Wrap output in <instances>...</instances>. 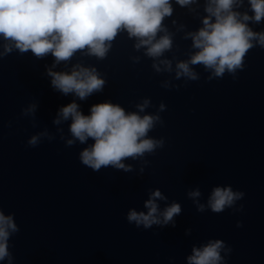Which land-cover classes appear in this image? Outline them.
Returning <instances> with one entry per match:
<instances>
[{"label":"water","instance_id":"1","mask_svg":"<svg viewBox=\"0 0 264 264\" xmlns=\"http://www.w3.org/2000/svg\"><path fill=\"white\" fill-rule=\"evenodd\" d=\"M190 7L173 3V15L165 20L175 33L173 50L165 54L173 68L193 51L184 33L202 26L203 0ZM248 7L245 2L239 10ZM250 26L264 30V22ZM4 43L0 39V46ZM133 43L121 33L106 59L78 53L53 69L68 71L77 62L97 68L106 80L104 90L84 101L51 87L50 55L36 59L13 51L0 59V208L19 228L8 241L12 264H187L194 246L215 239L231 248L224 264H264V48L251 49L235 77L225 73L208 80L210 73L195 66L200 79L184 81L155 73L151 59L143 49L134 51ZM131 56H140V63ZM143 98L151 101L146 113L166 106L158 113L163 125L148 134L163 138L164 146L145 155L147 165L125 160L131 172L85 167L79 153L88 145L66 146L70 121L53 123L73 100L87 115L91 105L106 101L135 111ZM32 105L35 113L25 115ZM43 132L52 139L42 136L37 146L27 144ZM217 186H231L244 197L213 213L207 202ZM154 189L167 197L158 201L161 209L181 205L174 224L144 229L128 223V211H146L144 201ZM193 190L201 193L196 200L206 211H197L188 196Z\"/></svg>","mask_w":264,"mask_h":264},{"label":"clouds","instance_id":"2","mask_svg":"<svg viewBox=\"0 0 264 264\" xmlns=\"http://www.w3.org/2000/svg\"><path fill=\"white\" fill-rule=\"evenodd\" d=\"M245 2L248 10L240 11ZM173 3L192 11L190 6L200 0H0V39L6 42L0 46L3 49L0 59L13 51L30 52L36 59L50 55L53 63L46 68V74L51 87L65 96L73 95L84 101L104 90L106 80L97 68L77 62L68 71L53 69L69 64L78 53L98 61L106 59L121 33L134 41V51L143 49V56L151 59L155 73L174 74L173 79L184 81L200 79L195 66L210 73L208 80L222 78L225 73L235 77L237 71L243 69L248 52L257 46L264 48V30L255 31L250 26L264 22V0H203L202 26L183 36L191 40L193 51L187 59H177L173 68V60L165 55L172 52L174 45L175 33L165 24L173 15ZM172 23L175 25L176 21ZM130 59L134 64L141 61L140 56ZM162 86L167 88L169 84L165 82ZM150 106L149 98L137 103L135 111H126L120 104L106 101L91 105L86 115L73 100L58 110L53 123L70 121L71 138L66 140V146L77 142L88 145L79 153L85 167L96 172L108 167L131 172L133 167L125 164V160H144L145 155L164 146L163 138L155 139L148 134L157 124L163 125L158 113L165 111L166 106L160 103L157 113L149 114L146 109ZM35 108V105L30 106L24 114H34ZM42 136L48 133L31 136L27 144L37 146ZM89 140L92 143L89 144ZM144 164L148 161L144 160ZM200 195L199 190L188 193L197 211L204 212L205 205L196 200ZM243 197V192L233 191L231 186H217L208 198L207 209L222 213ZM166 199L159 189L152 190L144 201L146 211L130 209L126 216L128 223L144 229L174 224L182 207L173 202L161 209L158 201ZM18 231L13 215H5L0 208V261L12 264L8 241ZM225 252L230 253L231 248L224 241L209 240L201 247L192 248L187 264H224Z\"/></svg>","mask_w":264,"mask_h":264}]
</instances>
